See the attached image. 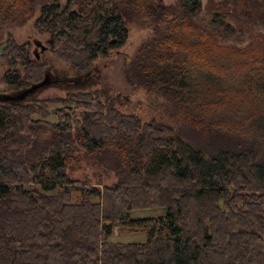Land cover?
I'll return each instance as SVG.
<instances>
[{
  "label": "trees",
  "instance_id": "16d2710c",
  "mask_svg": "<svg viewBox=\"0 0 264 264\" xmlns=\"http://www.w3.org/2000/svg\"><path fill=\"white\" fill-rule=\"evenodd\" d=\"M48 1L0 0V18L22 23L44 4L35 28L78 75L126 43L125 11L160 21V35L139 49L127 80L173 103L193 130L216 134V149L206 156L172 127L141 123L91 93L0 105V264H264V99L252 80L256 66L264 71L263 53L218 43L211 27L194 21L201 0L171 7L106 0L111 9H98L91 26L70 11L71 0ZM232 2L231 13L213 12L211 20L230 34L224 18L243 15L241 0ZM8 48L6 63L20 58L25 74L9 70L3 83L16 90L39 83L44 65L29 62L23 47ZM83 159H109L117 183L79 185L65 172ZM145 210L162 214L130 217ZM115 227L146 241L111 245Z\"/></svg>",
  "mask_w": 264,
  "mask_h": 264
},
{
  "label": "rangeland",
  "instance_id": "374dc122",
  "mask_svg": "<svg viewBox=\"0 0 264 264\" xmlns=\"http://www.w3.org/2000/svg\"><path fill=\"white\" fill-rule=\"evenodd\" d=\"M68 1L57 0V3L60 7H64ZM51 2L53 0H49L47 4H51ZM71 2L70 11L78 13L82 19H86L88 21L86 24L89 26L92 24L90 19H95L99 15L98 9L102 11L101 15L105 10L111 9V4L106 0H71ZM161 2L164 6L171 7L179 6L180 0H161ZM239 5L242 9L241 13L243 12L239 19L231 21V17L224 18V22L233 27L232 34L227 33L224 26L211 25L213 12H219L225 16L238 6L232 0H201L200 12L194 17V21L202 27H211L214 36L221 45L236 49H243L251 45L264 55V0H241ZM43 6L44 4L41 2H37L32 15L22 23L5 22L0 18V96H17L35 84L28 83L23 89L16 90L8 88L3 83V77L9 70L17 71L22 76L25 74L24 67L19 61L20 58L14 59L16 64L12 67H9L10 65L5 61V59L13 60L8 52L10 45L23 47L29 62L44 65L40 82L47 78V83L18 103L60 98L68 93H91L101 102L111 101L119 113L134 116L141 123L154 121L172 127L174 131L182 133L190 142H193L206 156L213 153L216 146L212 145L211 140H215L213 136L216 134H203L193 130L187 125L184 113L173 103L158 93L139 85L137 80L134 84H130L127 80L128 71L133 65L139 49L146 42L160 35L156 31L157 26L161 27L160 21H155L152 17L139 16L131 10L125 11L122 16L128 30L126 43L121 48L109 52L106 57L97 59L88 73L78 75L52 54L48 45L50 36L36 30L35 21L39 18ZM133 78L136 79V76ZM252 80L262 85V89L255 93L264 99V71L260 65L255 67ZM5 103L7 102L0 101V105H6ZM57 108L58 106H51L50 110ZM231 112L234 111L231 110ZM248 115L251 116L250 113ZM34 119L52 124L57 123L54 116L47 118L36 116ZM216 142H220L219 137H216ZM246 142L250 146L252 139L248 137ZM249 146L244 144L246 149H249ZM110 154L112 153L110 152ZM106 160V163H103L104 159H83L66 169L65 173L72 180L78 181L79 185L101 190L104 186H111L118 181L109 159ZM76 195L79 196L78 193ZM161 214V210H145L132 212L130 217L132 219L152 218ZM145 241L144 234L131 235L120 227H115L113 235L108 239L111 245H140Z\"/></svg>",
  "mask_w": 264,
  "mask_h": 264
},
{
  "label": "water",
  "instance_id": "95a60500",
  "mask_svg": "<svg viewBox=\"0 0 264 264\" xmlns=\"http://www.w3.org/2000/svg\"><path fill=\"white\" fill-rule=\"evenodd\" d=\"M47 83V78H45L42 82L38 84H34L31 88L22 91L19 95L17 96H6V95H1L0 96V101L2 102H18L21 99H24L26 96L30 95L33 93L35 90L43 87Z\"/></svg>",
  "mask_w": 264,
  "mask_h": 264
}]
</instances>
